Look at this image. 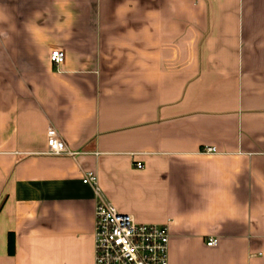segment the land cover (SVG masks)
I'll return each mask as SVG.
<instances>
[{
  "label": "crops",
  "instance_id": "1",
  "mask_svg": "<svg viewBox=\"0 0 264 264\" xmlns=\"http://www.w3.org/2000/svg\"><path fill=\"white\" fill-rule=\"evenodd\" d=\"M88 171L168 264H264V0H0V264H93Z\"/></svg>",
  "mask_w": 264,
  "mask_h": 264
},
{
  "label": "built area",
  "instance_id": "2",
  "mask_svg": "<svg viewBox=\"0 0 264 264\" xmlns=\"http://www.w3.org/2000/svg\"><path fill=\"white\" fill-rule=\"evenodd\" d=\"M64 55L60 51L50 54V61L59 65ZM204 153L214 154V147H205ZM46 155L75 158L79 151H72L58 132L50 127L46 133ZM141 169L142 166L137 164ZM82 184L94 194L93 264H168L169 233L165 225L138 224L132 216L120 213L103 196L94 172H85ZM217 245L210 238L207 247Z\"/></svg>",
  "mask_w": 264,
  "mask_h": 264
},
{
  "label": "trees",
  "instance_id": "3",
  "mask_svg": "<svg viewBox=\"0 0 264 264\" xmlns=\"http://www.w3.org/2000/svg\"><path fill=\"white\" fill-rule=\"evenodd\" d=\"M8 251L10 254L13 253V251H14V242L12 240L11 235H9V237H8Z\"/></svg>",
  "mask_w": 264,
  "mask_h": 264
}]
</instances>
